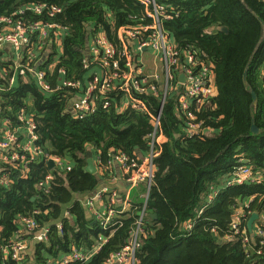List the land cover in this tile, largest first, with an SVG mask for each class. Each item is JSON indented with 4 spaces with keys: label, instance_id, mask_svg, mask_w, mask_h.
I'll use <instances>...</instances> for the list:
<instances>
[{
    "label": "trees",
    "instance_id": "1",
    "mask_svg": "<svg viewBox=\"0 0 264 264\" xmlns=\"http://www.w3.org/2000/svg\"><path fill=\"white\" fill-rule=\"evenodd\" d=\"M156 2L170 17L164 27L180 51L181 64L186 54L195 53L201 68L210 67L216 95L195 111V123L201 128L194 135L188 132L190 122L179 107L178 92L167 97L162 116L167 141L155 160L154 186L136 264H264L262 239L255 235L257 228L264 230L260 218L264 216V0ZM31 4L46 6L44 15H32V19L57 23L67 30L54 76L48 71L53 88L60 85V78L83 84L89 80L93 69H84L87 37L90 46L103 35L116 43L120 28L148 22L137 0H0V16H11ZM53 8L61 13L51 16ZM250 61L246 86L243 76ZM62 69L67 73L64 77L58 75ZM194 70L198 74L199 69ZM24 77L29 82L1 92L0 121L9 120L17 127L19 116L33 108L37 145L60 157L63 164L49 170L42 157L28 160L26 169L20 161L0 163V178L6 175L9 180L6 186L0 184V264H57L74 250L90 253L108 239L87 262L75 263L106 264L129 243L144 201H131L132 206L121 213L120 198L115 221L121 227L104 230L101 222L88 217L76 196L93 193L109 177L102 166L117 155L124 153L137 160L148 152L150 120L130 109L120 112L119 98L112 93L107 97L108 109L78 118L69 111L70 93L76 90L46 93L32 76ZM252 92L257 95L256 104ZM152 99L158 109V100ZM253 119L260 135L252 134ZM88 151L93 152L95 163L100 158L96 175L85 171ZM240 156L261 182L227 187ZM49 175L52 180L39 188ZM140 193L146 194L147 189L142 186ZM210 196L214 201L209 205ZM105 202H109L108 195ZM35 212L39 213L34 216ZM242 213L249 216L242 219L241 234H235L232 226ZM252 214L259 219L250 234L247 223ZM23 216H34L38 232L49 229L50 233L48 242H38L34 258L26 252L16 262L9 251L6 255L1 249L19 237L27 239L18 223Z\"/></svg>",
    "mask_w": 264,
    "mask_h": 264
},
{
    "label": "built area",
    "instance_id": "2",
    "mask_svg": "<svg viewBox=\"0 0 264 264\" xmlns=\"http://www.w3.org/2000/svg\"><path fill=\"white\" fill-rule=\"evenodd\" d=\"M137 1L143 6L144 16L148 22L138 26L120 28L116 43L110 42L104 35L99 36L90 46L89 52L86 51L88 59L84 69L95 70H92L89 80L83 84L80 81L60 78V85L56 88L51 87L48 83V71L52 74L50 77H53L62 52V40L66 35V28L57 23L52 24L48 21L32 19V15L42 16L45 14L46 6L41 4H31L11 16H0V28L2 27L0 61L1 54L7 49H11L15 53L12 66L15 67V73L19 76H32L38 88L46 93H54L67 88L76 90L77 93H70L73 94V99L69 105L71 106L69 111L78 118L91 116L99 108L108 109L111 104L107 97L109 93H112L115 94L114 97L119 98L120 112L130 109L145 115L153 127L147 136L149 150L145 155L140 154L135 160L122 153L102 166L103 171L107 173L114 168V171L108 174L109 176L113 175L111 183L119 182L117 180L121 177L126 180V185L130 186L121 213L132 206L133 189L140 186L147 189V193L142 194L144 206L140 218L136 220L131 231L129 243L120 251L113 253L106 264H136V253L141 248L148 200L156 174L155 160L160 156L161 147L167 141L162 132V116L168 95L178 92L179 107L190 122L188 131L190 135H194L201 128V124L195 123V111L204 107L216 95L210 67L203 65L201 68L195 53L186 54L185 62L181 64L180 51L169 38L164 27L165 22L170 19L166 9L159 6L156 0ZM58 13H61V9L53 8L51 16ZM145 55L154 59L155 67L150 68L143 64ZM194 69H199L197 70L198 74L194 72ZM3 73L5 75L0 76V97L1 92L13 88L11 77L7 72ZM66 74L65 69L58 73L61 77ZM180 75L186 77V82H180ZM75 97H79L80 100L77 101ZM152 98L158 100V109L154 107ZM18 120L17 127L11 126L9 120L0 121L6 126L0 140V163L20 161L26 169L28 160L33 161L37 157H42L46 162L53 161L55 168L61 166L63 160L60 157L51 156L37 145L39 135L34 116L26 113L20 115ZM5 128L3 127V129ZM96 163H101L99 157ZM240 163L241 166L237 173H234V178L228 182L227 187L261 182V178H257L246 163L241 160ZM66 164L69 165V162ZM51 180L52 176L49 175L44 182L39 184V188H43ZM0 184L2 186L9 184L6 175L0 178ZM107 195L109 196L108 203L105 202ZM120 198L121 195L118 192L114 193L113 190L108 192L106 189H96L85 197L78 196L84 208L96 221L101 222L104 230H110L116 226L121 227L120 222L115 221L118 214L116 207L117 204L119 205ZM213 201V196H210L209 205ZM38 213L35 212L34 216ZM34 216L19 218L18 223L22 227V232L24 229L30 236L38 233L34 239L39 242H48L49 229L38 232L39 226ZM66 216L69 214L66 213ZM246 216H248L247 213H242L236 217L232 226L235 234H241L242 219ZM260 218L262 220L264 216H260ZM58 228L59 233L62 234V225H59ZM243 233L244 242L248 243L246 231ZM255 235L262 239L261 244L264 246V230L257 228ZM27 241L28 239L23 240L19 237V239L12 240L8 246L2 247L1 251L6 255L9 251L11 258L20 262L28 250ZM108 241L105 239L97 252ZM92 257H89V253L74 250L71 255L66 256L58 264L85 263Z\"/></svg>",
    "mask_w": 264,
    "mask_h": 264
},
{
    "label": "crops",
    "instance_id": "3",
    "mask_svg": "<svg viewBox=\"0 0 264 264\" xmlns=\"http://www.w3.org/2000/svg\"><path fill=\"white\" fill-rule=\"evenodd\" d=\"M13 60H15V53L11 49H7L6 52H3L1 54L0 71L1 72H5V73L6 72L8 73V75L11 77V80L10 81H13L12 87L14 88V87H17V84L19 82L26 83V82H29V79L27 77H21L17 73H15V67L12 66V61ZM4 66H5V68H6L7 71H4ZM9 69H10V71H9ZM75 99H77V101L80 100L79 97H75ZM29 107L32 108L31 102H29ZM70 108H71V106H69V109ZM28 114L29 115H33V116H36L33 108L28 111ZM3 127L4 128L6 127L5 124H3V122H0V135H1V133H3L6 130V128L3 129ZM103 184L107 185L106 182H105V179L102 180V182H101V184H100V186H99V188L97 190L102 189L103 188L102 187ZM127 186L128 185L122 184V182H120V181L109 184V188L111 190H114L115 189L116 191L119 192L120 195L125 194V191L127 190ZM86 213H87V215H88L89 218H93L92 215L89 214V212H88L87 209H86ZM36 235H38V233H36L35 235H31V236L30 235H27L28 236L27 237L28 241L26 242L27 245H28L27 252L31 255L32 258H34V255L36 253V246H37V244L39 242L37 239H34L36 237ZM65 257L66 256H64L62 258V260ZM61 261H59V262H61Z\"/></svg>",
    "mask_w": 264,
    "mask_h": 264
},
{
    "label": "water",
    "instance_id": "4",
    "mask_svg": "<svg viewBox=\"0 0 264 264\" xmlns=\"http://www.w3.org/2000/svg\"><path fill=\"white\" fill-rule=\"evenodd\" d=\"M88 30L90 31V28H88ZM223 31L227 32L228 29L224 28ZM86 46H87L86 47V51L89 52V49H90L89 37H87ZM250 65H251V61L248 64L247 69L245 70L244 76H243V82H244V84L246 86H247V76H248ZM179 80H180V82H186V77L184 75H180ZM252 96H253L254 103L256 104L258 102V98H257V95L255 94V92H252ZM251 131H252V134L254 136L260 135V133H261L259 128L255 125L254 119H253V125H252V130ZM86 161H87V167L85 169L86 173L91 174V175H96L98 173V168H97V165L95 163L94 154H93L92 151H88L87 156H86ZM47 164H48L49 170H53L55 168V163L53 161H48ZM152 186H154V184H152ZM76 197L78 198V196H76ZM33 201H34V199H33ZM152 217L154 219L157 218L156 215H153ZM258 219H259V215L258 214H253L251 216V218L248 219L247 228H248V231H249L250 234H253V232H254V224H255V222L258 221ZM99 248H100V245H98L94 250H92L89 253V257L94 256Z\"/></svg>",
    "mask_w": 264,
    "mask_h": 264
},
{
    "label": "rangeland",
    "instance_id": "5",
    "mask_svg": "<svg viewBox=\"0 0 264 264\" xmlns=\"http://www.w3.org/2000/svg\"><path fill=\"white\" fill-rule=\"evenodd\" d=\"M143 64L144 65H147V66H149L150 68L151 67H155V61H154V59L151 57V56H148V55H145V56H143ZM5 74L3 73V72H1L0 71V76H4ZM28 79H29V77H27ZM97 159H98V157H97ZM240 160L242 161V162H244V163H246V164H249V162L245 159V157L244 156H240L239 157V159L237 160V166H236V168H235V170L234 171H236L235 172V174L237 173V171H238V169H239V167L241 166V163H240ZM97 165V164H96ZM98 168V167H97ZM114 171V168L113 169H111L109 172H113ZM233 176H234V173H233ZM113 181V175H110L107 179H105V182H106V184L107 185H105V184H103L102 185V190H104V189H106V190H108V192L111 190L110 188H109V184L111 183ZM117 181H121L122 182V184H127V183H125L126 182V180H124L123 178H118V180ZM141 187L142 186H140V187H138V188H135V189H133L132 190V195H131V201H134V202H136L135 200H137V201H139L140 199H142L141 197H142V195H140L141 193H140V190H141ZM99 188V187H98ZM97 188V189H98ZM130 190V186H128V189L125 191V194L123 195H121L122 197H121V201H122V203H124V201H125V195H127V191H129ZM142 190H144V188H142ZM113 192L115 193V192H118V191H116L115 189L113 190ZM117 194V193H116ZM118 194H119V192H118ZM124 197V198H123ZM127 197V196H126ZM253 215V214H252ZM251 215V216H252ZM249 216V215H248ZM251 218V217H250ZM255 224H256V222H255ZM255 224H254V226H255Z\"/></svg>",
    "mask_w": 264,
    "mask_h": 264
},
{
    "label": "bare ground",
    "instance_id": "6",
    "mask_svg": "<svg viewBox=\"0 0 264 264\" xmlns=\"http://www.w3.org/2000/svg\"><path fill=\"white\" fill-rule=\"evenodd\" d=\"M24 240V239H23ZM23 260V259H22Z\"/></svg>",
    "mask_w": 264,
    "mask_h": 264
}]
</instances>
